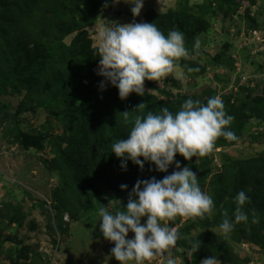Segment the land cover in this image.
Wrapping results in <instances>:
<instances>
[{"label": "rangeland", "instance_id": "374dc122", "mask_svg": "<svg viewBox=\"0 0 264 264\" xmlns=\"http://www.w3.org/2000/svg\"><path fill=\"white\" fill-rule=\"evenodd\" d=\"M209 1L145 0L141 15L134 17L131 12L134 5L124 3L123 0L119 4L108 0L102 9V17L89 28V33L93 45L98 47V32L108 23H145V15L150 10L166 13L171 8L177 9L186 4L193 6L198 14V7ZM256 1L257 4H253L252 0H232L228 7L238 4V8L231 15L227 7L217 11L209 20L210 29L200 37L204 41V54L199 52L196 56L184 57L185 66L176 65L174 73L167 78L159 82L151 81L158 86L156 89L145 86V95L140 97L148 102L145 105L147 111L138 117L146 116L148 111L161 113L159 104L169 102L174 103V111L177 112L182 105H176L175 98L185 100L193 97L203 102L211 97V90L215 92L214 97L219 96L222 100L223 95H226L231 101L242 97L249 103L258 95H263L264 2ZM250 17L254 20L256 18V21H250ZM251 30L257 31L256 35ZM72 38L70 36L68 40ZM218 56H223V59L213 66L211 61ZM179 61L182 63V58ZM187 63L203 66L206 71L199 76L189 77L185 71L188 69ZM218 75L223 76L224 80L229 79L228 82L217 81ZM161 90L172 97L167 99ZM27 92L24 89L21 93L0 95V264H120L111 255L114 243L105 239L100 231L101 217L98 210L104 206L95 200L89 202V198L83 195L81 189L85 186L80 180L72 186L74 194L70 195L68 186L61 181L62 176L68 174L63 171L66 167L61 169L58 166L62 165L59 154L70 152L80 145L91 146V142L103 132L101 130L106 125L101 121L99 125L93 126V134L88 135L91 138L89 142L83 143L86 141V136H83L82 141L76 143L78 136H70L74 130L72 128L78 125L73 114L71 120L62 123L47 111L29 110V106L22 104ZM137 96L132 93L124 104L130 103ZM104 119L106 123L108 119ZM248 124L244 130L234 131L237 137L235 141L228 140L227 145L220 147L216 142L213 156L193 157L191 161L181 156L179 162L182 167H191L196 173L202 191L210 195L211 180L227 173L220 152L235 158L262 156L264 118H252ZM106 135L107 140L112 138L110 134ZM207 161L209 173H203L202 170L207 168L203 163ZM228 169L230 171L232 168ZM176 170L175 165L171 166L168 175ZM121 185H127L128 189H121V197L106 203L105 207H109L110 211L127 206L134 186ZM78 191L83 196L79 198L82 204L75 198ZM65 214L70 215L67 221L63 219ZM55 218H58L56 222ZM146 219L142 218V223ZM195 220L196 217L178 216L169 222V227L177 231L193 221L196 223ZM181 235L184 245L179 246L177 243L173 249L176 264H201L204 259L212 256L218 259L219 264H264L262 246L245 238L235 241L232 234L224 235L219 227H195L190 233L181 232ZM129 238H134V233L130 232ZM195 240L201 241V249L194 254L191 241ZM148 264H166L165 256L157 255Z\"/></svg>", "mask_w": 264, "mask_h": 264}, {"label": "trees", "instance_id": "16d2710c", "mask_svg": "<svg viewBox=\"0 0 264 264\" xmlns=\"http://www.w3.org/2000/svg\"><path fill=\"white\" fill-rule=\"evenodd\" d=\"M231 1L210 0L206 5L198 7V14L189 4L177 9L171 8L166 13L150 10L145 15V22L155 23L165 36L173 30L182 32L189 56H196L199 52L203 53L204 41L200 37L210 29L209 20H212L216 12L227 7L231 15L237 10L238 4L228 7ZM107 3L108 0H0V95L21 93L26 89L28 92L22 104L29 106V110L47 111L62 123L71 120L73 114L78 125L74 122L76 127L72 128L74 130L70 136H78L76 143L81 142L83 136H86L83 143L89 142L88 139L91 138L88 135L93 134V126L103 121L106 127L91 142V146L80 145L70 152L58 155L62 164L58 166L61 169L66 167L63 171L70 174L61 175V181L68 186L70 195L74 194L72 186L80 180L85 186L81 189L83 195L89 198V202L95 200L103 206L122 196L121 184L135 186L142 178L150 180L155 177L162 180L168 175L155 171V165L149 163L141 170L130 160L125 170L121 166L122 160L112 153L111 145L128 137L136 118L147 111L145 105L148 102L138 95L125 105L126 100H121L119 90L107 82L105 77L98 75L100 57L98 47L93 45L89 28L102 17V9ZM252 3L257 4V1L252 0ZM249 20L255 22L256 18L254 20L250 17ZM70 36L73 38L68 40ZM224 56L226 57L225 53ZM222 59L223 56H218L211 63L216 66ZM178 61L176 65L185 66L183 58L182 63L179 61L178 64ZM187 64L188 69L185 68V71L189 77L199 76L206 71L205 67L195 63ZM216 79L219 82L229 80H224L219 75ZM102 82L107 85L106 89H101ZM145 86L152 89L158 87L151 81H145ZM161 93L167 99L172 97L171 94L167 96L164 90ZM209 93L214 97V90ZM148 96L150 100V95ZM175 99L176 105H182L187 100ZM191 99L195 100L193 97ZM208 99L202 103L206 104ZM222 102L227 114L234 118L230 126L233 132L244 130L252 118H264V94L255 97L251 103L242 97L231 101L229 96L223 95ZM165 107L175 113L174 103L159 104L161 110ZM124 113H128V116ZM103 118L108 119L106 123ZM106 133L111 135L110 140L106 139ZM216 142L220 147L227 145L228 140L221 137ZM214 154L215 152H211L204 158ZM220 155L227 173L210 182V196L214 200L215 209L203 219L196 217V223L193 221L179 228L177 232L181 239L177 243L179 246L184 245L181 232L190 233L195 227H219L225 218V211L234 220L237 207L235 197L240 191H245L251 200L243 209L248 214L249 221L247 224H237L230 234L235 241L245 238L264 248V153L259 157L247 158H235L224 152H220ZM180 158L181 155L177 154L176 160L179 161ZM208 161L203 163L204 167L207 166L202 170L203 173H209ZM228 168L232 169L229 171ZM94 182L98 185L94 186ZM82 197L78 191L75 196L77 201ZM253 213L260 218L258 224L251 222ZM56 219L58 218L54 222Z\"/></svg>", "mask_w": 264, "mask_h": 264}, {"label": "clouds", "instance_id": "9594fccd", "mask_svg": "<svg viewBox=\"0 0 264 264\" xmlns=\"http://www.w3.org/2000/svg\"><path fill=\"white\" fill-rule=\"evenodd\" d=\"M114 2L119 4L121 0ZM123 2L134 5L131 8L134 17H139L145 6V0ZM251 32L256 35L257 31ZM98 45V75L119 90L121 100L132 93L144 96L145 81L167 78L174 73L176 61L189 55L182 32L173 30L165 36L155 23L147 22L108 23L98 32ZM106 86L104 82L100 85L101 89ZM233 119L219 96L209 98L206 104L189 98L175 113L165 107L161 113L148 111L146 116L137 117L128 137L111 145L112 153L122 160L125 170L129 160L141 170L146 163L154 164V170L163 173H168L173 164L177 169L162 180L155 177L138 180L126 208L116 211L105 206L99 208L100 231L114 243L111 255L120 264H148L157 255H164L166 264H176L173 249L181 236L169 227V222L178 216L203 219L215 209L213 198L202 191L196 173L191 167H182L176 156L191 161L193 157L213 152L221 137L235 141L237 137L230 130ZM121 189L127 191L128 186L121 185ZM250 202L245 191L237 194L234 220L227 211L223 213L225 218L219 228L224 235L234 231L237 224L248 223L249 216L243 209ZM145 217L146 222L142 223ZM69 218L65 214V221ZM251 222L258 224L259 216L253 213ZM130 232L134 238H129ZM200 249V240L191 241L192 253ZM201 264H219V261L212 256Z\"/></svg>", "mask_w": 264, "mask_h": 264}, {"label": "built area", "instance_id": "2783aa9c", "mask_svg": "<svg viewBox=\"0 0 264 264\" xmlns=\"http://www.w3.org/2000/svg\"><path fill=\"white\" fill-rule=\"evenodd\" d=\"M66 218H67V216H66Z\"/></svg>", "mask_w": 264, "mask_h": 264}]
</instances>
